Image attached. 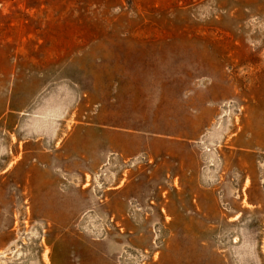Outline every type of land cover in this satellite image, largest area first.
<instances>
[{
  "label": "rangeland",
  "instance_id": "obj_1",
  "mask_svg": "<svg viewBox=\"0 0 264 264\" xmlns=\"http://www.w3.org/2000/svg\"><path fill=\"white\" fill-rule=\"evenodd\" d=\"M0 264H264V0H0Z\"/></svg>",
  "mask_w": 264,
  "mask_h": 264
}]
</instances>
